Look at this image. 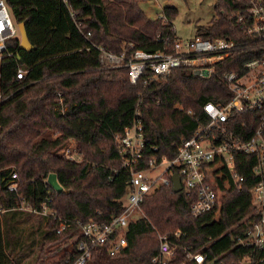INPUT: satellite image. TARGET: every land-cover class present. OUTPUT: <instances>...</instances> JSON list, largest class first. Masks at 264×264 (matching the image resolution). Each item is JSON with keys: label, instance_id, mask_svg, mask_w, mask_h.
<instances>
[{"label": "trees", "instance_id": "obj_1", "mask_svg": "<svg viewBox=\"0 0 264 264\" xmlns=\"http://www.w3.org/2000/svg\"><path fill=\"white\" fill-rule=\"evenodd\" d=\"M142 1L6 0L13 20L25 23L32 49L21 50L18 36L0 59V264H67L66 258L74 259L79 227L58 232L56 219L19 206L39 210L46 201L60 217L110 220L123 210L129 191L116 136L136 118L146 140L144 161L136 168L146 167L151 157H174L181 141L206 120L204 104H224L230 98L221 73L239 70L245 59L264 52L260 40L245 31L252 0H215L214 15L195 35L230 38L236 48L215 64L213 73L204 78L188 67H174L161 78L144 74L132 84L126 67L107 68L99 62L96 47L113 53L128 43L147 52L169 47L177 38L172 23L177 10L164 7L150 17ZM253 1L264 5V0ZM20 68L26 74L17 79ZM245 127L249 133L255 125ZM71 141L77 159L61 153ZM254 162L253 156H235L243 181L224 192L212 228L200 229L190 196L162 185L140 203L145 216L128 223L126 247L109 255L106 245L93 244L86 264H156L152 258L159 234L175 244L168 264H197L189 253H202L214 264H242L245 255L257 254L237 242L256 220L250 196L258 180L251 171ZM12 171L18 176L16 191L5 186ZM51 172L63 191L46 183ZM23 222L38 234L32 241L36 251L20 236ZM26 250L32 256L26 257Z\"/></svg>", "mask_w": 264, "mask_h": 264}, {"label": "built area", "instance_id": "obj_2", "mask_svg": "<svg viewBox=\"0 0 264 264\" xmlns=\"http://www.w3.org/2000/svg\"><path fill=\"white\" fill-rule=\"evenodd\" d=\"M238 20H242V17ZM245 31L259 39L261 43L258 47L264 49V5L261 2L251 1ZM18 36L17 23L12 18L6 0H0V59L8 54L9 41ZM96 48L99 51V62L104 67H126L128 79L134 84L144 74L161 78L174 67H188L193 73L198 72L199 77H209L215 64L227 58L236 48V43L230 38L209 39L194 35L188 39L175 38L169 47L154 52L136 49L131 43L124 46L120 53L107 51L101 46ZM25 74L26 70L20 68L16 78L22 79ZM221 78L231 93L230 98L224 104H204L206 120L199 122L191 137L181 141L174 157L159 161L151 157L146 167L136 168L144 161L142 155L146 146L142 125L136 118L131 126L116 136L123 166L128 171L129 191L123 210L110 220L82 222L60 217L47 207L46 201L39 210L19 206L25 211L53 217L57 220L58 232L74 225L79 227L76 256L74 259L66 258L65 263L86 264L93 244L106 245L109 255L124 249L127 245L125 230L128 223L144 216L140 208L144 196L162 185L172 187L171 177L174 173L179 176L180 191L192 198L190 210L195 219L210 214L219 216L224 192H218L212 184L210 168L213 166L214 170L218 168L228 172L229 189L240 185L243 176L235 168V156L243 154L255 159L251 171L258 180L250 188V196L256 220L243 237H237V242L257 253L245 255L242 258L247 261L245 264H264V52L245 59L239 70L223 71ZM244 114L247 116L238 118ZM246 124H254L255 128L248 133ZM73 144L71 141L70 146L61 149L64 157L78 158L72 156V153L76 155ZM238 164L241 165L242 161L238 160ZM5 186L9 191H16L18 176L15 171L10 173ZM180 233L176 231L175 236ZM174 248L175 244L167 235H160L158 251L152 262L168 264L174 255ZM188 256L197 264H214L212 261L206 262L202 253H189Z\"/></svg>", "mask_w": 264, "mask_h": 264}, {"label": "rangeland", "instance_id": "obj_3", "mask_svg": "<svg viewBox=\"0 0 264 264\" xmlns=\"http://www.w3.org/2000/svg\"><path fill=\"white\" fill-rule=\"evenodd\" d=\"M214 2L215 0H145L140 3L141 8L147 16L155 17L160 15L164 7H174L177 14L172 23L178 39H188L196 34V29L200 25H206L214 15ZM70 146V142L66 146ZM74 152L72 156L79 157L73 144ZM72 147V146H71ZM211 182L215 189L222 193L229 189L230 178L226 171L221 169L214 170L210 173ZM46 181V180H45ZM23 210V209H22ZM143 212V211H142ZM144 214V213H143ZM145 216V215H144ZM218 216L210 214L209 216L199 219L198 225L202 231L212 228L216 225ZM20 236L22 240L29 246L31 251H36L38 246L33 243V236L38 237V234L32 233L29 223L23 222L20 225ZM160 234L158 235V237ZM33 243V245H31ZM33 253V252H32ZM29 250H26L25 256H32ZM247 262L241 260V263Z\"/></svg>", "mask_w": 264, "mask_h": 264}, {"label": "water", "instance_id": "obj_4", "mask_svg": "<svg viewBox=\"0 0 264 264\" xmlns=\"http://www.w3.org/2000/svg\"><path fill=\"white\" fill-rule=\"evenodd\" d=\"M17 27L19 30V37H20L19 48L21 50L28 52L32 49V45L30 44L28 37H27V33H26V29H25V23L23 21L18 22ZM194 74L197 75L198 72H194ZM171 178H172V191L177 193L181 190V185L179 182V176L177 173H174ZM46 183L56 192L63 191V188L59 184L57 177H56V174L54 172H51L47 175ZM243 264H245V263H243Z\"/></svg>", "mask_w": 264, "mask_h": 264}, {"label": "crops", "instance_id": "obj_5", "mask_svg": "<svg viewBox=\"0 0 264 264\" xmlns=\"http://www.w3.org/2000/svg\"><path fill=\"white\" fill-rule=\"evenodd\" d=\"M212 171H214L213 166H211V168H210V173H212Z\"/></svg>", "mask_w": 264, "mask_h": 264}]
</instances>
